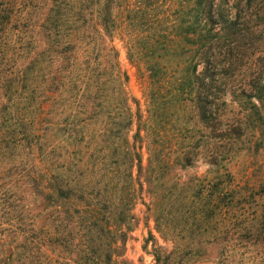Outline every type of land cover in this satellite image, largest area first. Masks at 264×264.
Instances as JSON below:
<instances>
[{"label": "trees", "instance_id": "16d2710c", "mask_svg": "<svg viewBox=\"0 0 264 264\" xmlns=\"http://www.w3.org/2000/svg\"><path fill=\"white\" fill-rule=\"evenodd\" d=\"M138 204L153 264H264V0H0V264H134Z\"/></svg>", "mask_w": 264, "mask_h": 264}, {"label": "rangeland", "instance_id": "374dc122", "mask_svg": "<svg viewBox=\"0 0 264 264\" xmlns=\"http://www.w3.org/2000/svg\"><path fill=\"white\" fill-rule=\"evenodd\" d=\"M115 44L120 50L121 67L128 75L126 88L129 96L133 100L131 103L132 109L134 113L140 112L141 114H145L147 108L145 95L148 81L146 77L141 75V71L129 61L124 43L120 40H116ZM204 171L205 167L203 166L199 172L203 173ZM192 172L194 171H191V173ZM134 213L138 218V224L133 232L129 234L126 245V258L134 264H153L151 252L154 241L156 240V243L166 249L171 248V243L163 240L155 231L154 222L146 215L145 206L138 204L135 207Z\"/></svg>", "mask_w": 264, "mask_h": 264}]
</instances>
